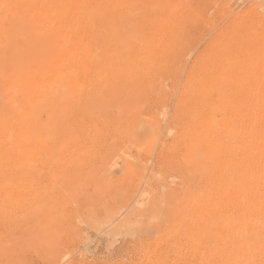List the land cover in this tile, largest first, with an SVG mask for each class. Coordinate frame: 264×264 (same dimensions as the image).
Wrapping results in <instances>:
<instances>
[{"label":"bare ground","instance_id":"obj_1","mask_svg":"<svg viewBox=\"0 0 264 264\" xmlns=\"http://www.w3.org/2000/svg\"><path fill=\"white\" fill-rule=\"evenodd\" d=\"M202 1L0 0V220L43 217L37 243L57 257L72 197L125 188L143 207L152 163L165 180L197 176L170 213L173 264H264V9L207 34ZM189 37L202 46L181 81ZM98 96L112 111L90 121ZM144 108L150 138L115 189L93 174L113 146L123 160Z\"/></svg>","mask_w":264,"mask_h":264},{"label":"rangeland","instance_id":"obj_2","mask_svg":"<svg viewBox=\"0 0 264 264\" xmlns=\"http://www.w3.org/2000/svg\"><path fill=\"white\" fill-rule=\"evenodd\" d=\"M200 3L204 4L202 0H199ZM255 8L262 11L264 0L263 2L262 0H211V8L205 7L209 11H205L207 17H211L213 22L207 34L217 27L224 26L236 15L254 11ZM188 40L189 52L182 58V67L174 66L181 81L202 46L199 38L189 37ZM160 76L159 80L164 84H170L175 79L171 80L165 74ZM86 105L83 112L90 121L107 118L112 111L109 101L99 96L88 100ZM145 115L148 117L146 118ZM153 122L147 109L144 108L143 114L136 122L134 135L124 140V145L127 147L124 151L127 154L123 156V160L122 147L113 146L110 148L106 164L93 175L104 176L107 181L114 184L115 189L118 187L116 184H124L123 181H117L126 177L130 162L135 158L139 160L137 157L141 152L137 144L148 142ZM128 155L129 157H126ZM169 172L171 177L165 180L161 175L156 174L152 163H146L138 185L141 191L146 189L150 192V204L146 202L143 207L136 205L134 194H131L132 191L127 192L125 188L123 190L119 188L122 191L119 196L104 198L98 193V186L91 185L86 191H81L72 197L66 203L67 214L71 217L68 225L63 228L60 237V255L57 257L46 251V243H41L43 246L37 243L41 239L42 227L39 226H42L43 217L38 216L37 219L36 216L24 220L20 214H15L0 220L2 228H0L2 244L0 264H156L158 253L160 264H173L176 250H173L175 241L168 238L172 226L170 213L182 197V183L186 179L178 168ZM188 177L190 180L186 182L188 186L193 187V183L197 182V176L192 173ZM41 186H47V183L44 182ZM175 188L181 190L174 192ZM68 193L70 192H65L66 197ZM33 218L37 221L35 222Z\"/></svg>","mask_w":264,"mask_h":264}]
</instances>
